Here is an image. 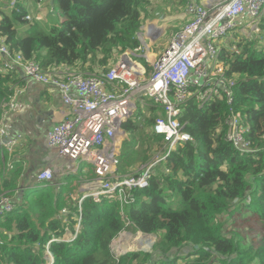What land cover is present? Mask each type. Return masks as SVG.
<instances>
[{
    "label": "trees",
    "instance_id": "1",
    "mask_svg": "<svg viewBox=\"0 0 264 264\" xmlns=\"http://www.w3.org/2000/svg\"><path fill=\"white\" fill-rule=\"evenodd\" d=\"M16 1L20 2L17 9L0 11V41L13 54L22 53L44 69L67 66L91 72L101 67L105 72L103 69L121 54L142 49L138 34L151 0H50L63 20L49 28L39 22L28 23L25 0ZM170 1L179 9L185 6V0ZM262 29L264 32V19ZM262 39L264 34L243 41L237 52L222 56L228 65L227 77L237 80L236 110L251 127L248 138L256 152L242 154L225 140L228 108L224 102L203 108L192 102L182 121L188 122L194 143L179 147L150 186L133 193L132 204L122 208L116 200L104 199L101 204L85 200L81 230L73 242L53 240L66 233L62 219L80 216L81 197L75 203V193L84 176L95 175L93 169L66 178V185L61 184L57 192L49 187L34 190L36 195L31 197L29 190L21 187L15 210L0 215V264H264ZM141 61L150 71L146 60ZM14 83L15 76L0 73V115L2 105L14 93ZM150 110L156 112L155 108ZM139 117L140 112L123 125L130 139L122 152L120 174L132 173L133 169L123 164L131 153L139 151L141 144L136 139L143 130ZM154 122V118L147 119L144 125L152 128ZM161 141L156 135L149 137L142 151L144 163ZM7 160L0 155V198L5 194L13 197L21 186V163L16 160L15 169L4 174ZM75 224L70 222L71 232H75ZM127 228L156 236L153 253L130 252L116 258L111 244ZM6 231L16 235V240ZM48 250L53 262L46 258Z\"/></svg>",
    "mask_w": 264,
    "mask_h": 264
},
{
    "label": "built area",
    "instance_id": "2",
    "mask_svg": "<svg viewBox=\"0 0 264 264\" xmlns=\"http://www.w3.org/2000/svg\"><path fill=\"white\" fill-rule=\"evenodd\" d=\"M19 4L16 0L4 6L0 4V11L5 7L17 9ZM24 5L28 23L33 22L32 14L43 16L44 0L36 3L25 0ZM183 11L184 27L172 36L159 55H154L153 60L146 56L152 72L141 64L142 57L131 51L121 54L105 72L84 73L67 66L44 69L39 62L26 59L22 53L13 54L10 47L0 41V73L15 77L22 74L32 82L56 88L67 108L64 118L46 136L51 153L46 167L36 174L34 188L56 187L59 177L79 173L82 164L94 169L95 177L81 187L80 216H76L78 230L85 200L90 199L95 204H101L104 199L116 200L122 208L132 204L133 193L147 189L179 147L194 143V137L188 132V122L182 121L192 102L199 108L224 102L228 108L224 120L225 140L242 154L256 152L248 138L251 127L242 112L236 110L237 80L227 77L228 65L222 56L233 53L232 44L237 38L248 41L260 36L264 0H216L210 5H205L202 0H185ZM149 28L148 35L155 36L153 29L158 25ZM151 46L145 47L150 50ZM13 88L14 93L2 105L0 115V155L4 162L8 157L4 174L15 169V150L25 142L23 135L11 137L9 132L8 119L23 93L17 85ZM151 108L156 112L153 113ZM139 109L144 115H156L152 132L162 139V143L157 145L151 160L136 172L119 174L120 150L127 136L123 125ZM220 131L221 127L218 133ZM56 155L62 159L59 165L53 164ZM20 191L17 190L13 197L5 194L0 198V209L3 210L0 215L15 210ZM53 241L63 242L62 239ZM47 256L53 262L49 250Z\"/></svg>",
    "mask_w": 264,
    "mask_h": 264
},
{
    "label": "rangeland",
    "instance_id": "3",
    "mask_svg": "<svg viewBox=\"0 0 264 264\" xmlns=\"http://www.w3.org/2000/svg\"><path fill=\"white\" fill-rule=\"evenodd\" d=\"M1 1H0V4L2 6H4L5 4H10L12 2V1H4V0H1ZM44 3H45V7H44L45 9L43 11V16L39 17V16H35V14L34 15L32 14V21H33L32 23L34 24L36 22H39L42 26L48 27V28L53 26V25L54 26L59 25L61 23V21L63 20L62 15L58 11L53 10V6H52L50 0H44ZM183 10H184V8H183ZM54 13H55V16L53 15ZM180 13H181V10L176 6V4L173 1H170V0H151L149 6L146 8V12L143 13V18L141 20L142 27H141L139 34H138V40L140 41V43L142 45V49L140 50V52H135L132 50H130V51L136 55L141 56L142 59H145L146 61H147L146 56L150 60H153L154 55H159L164 50L166 43L172 38V36L184 27L185 24L183 21H180V20L175 21L174 20V18H178V14H180ZM52 19L55 20V22L52 23L50 21ZM155 24L158 25V28L153 29L155 36H149L148 33L151 30L149 28V26H154ZM50 29H47L45 31L48 32V31H50ZM263 34H264L263 29H261L260 35H263ZM243 41H247V40H245V38H240V39L237 38V41L234 44H232V52L233 53L238 51L237 46L239 44H241ZM152 43H153V45L151 46ZM147 44H149L151 46L150 50H148L145 47ZM261 45L264 46V39L261 40ZM118 59H119V57L117 58V60ZM142 59H140L139 61L141 62L142 65H144L143 61H141ZM117 60L115 59L113 62H110L109 67L106 69H103V70H107V69L111 68L117 62ZM100 69H102V68L97 67L94 69V71L100 70ZM94 71H91V72L89 71V72L92 73ZM150 71L152 72V68L150 69ZM151 72H149V73H151ZM139 112H140L139 118L141 119V121H143V122H140L142 124L143 130L138 132L136 142H140L141 145H138L139 151L131 153V156L127 159V162L125 164H123V167H125V165H126L127 169H129V170L133 169L132 173L136 172L138 169H140L141 166L146 164L142 161V151L146 150V148H147L146 144L148 145L149 137L155 136L152 132V128L145 127L144 123L146 122L147 119H152V118L155 119L156 115H150V116H148L147 114L144 115L141 113V109H139ZM129 139H130L129 134H127V136H125L123 145H122L121 150H120V157H119L120 164L118 166L119 174H120V168L122 167V161H121L122 152L124 150H127L128 146L127 145L125 146V143H127L129 141ZM263 140H264V137L262 138V141ZM161 143H162V141H161ZM156 148H157V145H155L154 149L156 150ZM154 153H155V151H153V153L152 152L148 153V158L150 160L154 156ZM45 167H46V165L44 166V168ZM88 168L93 169V167L91 165L82 164L80 167L79 173L71 174V175H68L64 178L79 176L81 173L84 174V171H87ZM168 169H169V171L171 170L170 168H168ZM93 172H94V169H93ZM63 183L65 184L66 182H62V184ZM61 187H62L61 185H58L59 190ZM20 189L22 191V188H20ZM23 189H25V191L29 190V194L31 195V197L36 195V192L34 190H36V191L41 190L39 188L37 189V188H33L31 186H25ZM76 200L77 199L74 200L75 203H76ZM78 206H79V202H78ZM64 212H65V210L62 211V214H64ZM62 221L66 225V233H65L64 237L62 238L63 242L70 243V242L75 241L78 233L81 230V228L79 230L77 229L79 222L77 221L76 216H73L69 219H64V220L62 219ZM71 221L76 222L75 225H72L73 228L76 226L74 228L75 232L70 231L71 227L69 224ZM5 234H7L10 237V239L16 240V237H17L16 235H13L12 233H9L7 231L5 232ZM147 236H145L141 232L129 231V229L127 228L123 233H121L112 242L111 251L114 255L120 254L122 256L124 254L130 253V252H138V251L139 252H145V253H153V248L156 244L157 238H156V236H152V235H147ZM129 244H136L137 246L136 245L133 246V247H135V250H131L128 252L127 251L120 252L119 249L121 247L126 249V247ZM140 245H141V247H140ZM46 258H48V256H46ZM179 264H186V263L181 262Z\"/></svg>",
    "mask_w": 264,
    "mask_h": 264
},
{
    "label": "crops",
    "instance_id": "4",
    "mask_svg": "<svg viewBox=\"0 0 264 264\" xmlns=\"http://www.w3.org/2000/svg\"><path fill=\"white\" fill-rule=\"evenodd\" d=\"M215 1L202 0L205 5H210ZM180 10L181 13L178 14L180 19L174 18L175 21H183L181 19L184 12L183 8H180ZM82 72L89 73L88 71ZM15 79L16 83L14 84L23 93L18 98L16 110L11 113L8 119V126L11 137L23 135L25 138V142L15 150V159L20 161L23 170L20 178V187L24 188L25 186H34L36 174L47 165V159L51 152L46 144V136L64 118L67 108L63 104L61 95L56 88L32 82L22 74L19 77H15ZM53 158L54 165L62 163V159L57 158V155ZM84 172L88 173V171ZM64 177H59L58 181L56 179L57 184L61 185L62 182H65L66 178ZM94 177L84 176L79 189L75 193L76 197L74 200L82 196V184ZM51 189L56 192L59 190L58 186Z\"/></svg>",
    "mask_w": 264,
    "mask_h": 264
},
{
    "label": "bare ground",
    "instance_id": "5",
    "mask_svg": "<svg viewBox=\"0 0 264 264\" xmlns=\"http://www.w3.org/2000/svg\"><path fill=\"white\" fill-rule=\"evenodd\" d=\"M147 237H148V236H147ZM145 238H146V237H145ZM120 239H121V238H120ZM152 239H153V238H152ZM142 242H143V241H142ZM146 242H147V241H146ZM146 242H145V243H146ZM127 243H128V242H127ZM135 245H136V244H129L128 246L126 245V246H127L126 249L121 248V249H120V252H125V251L128 252V251H131V250H135V247H133V246H135ZM142 245H143V244H142ZM136 246H137V245H136ZM129 247H130V248H129ZM140 247H141V245H140ZM120 252H119V253H120Z\"/></svg>",
    "mask_w": 264,
    "mask_h": 264
},
{
    "label": "clouds",
    "instance_id": "6",
    "mask_svg": "<svg viewBox=\"0 0 264 264\" xmlns=\"http://www.w3.org/2000/svg\"><path fill=\"white\" fill-rule=\"evenodd\" d=\"M31 187H33L34 188V186H31ZM44 189V188H43ZM25 190V189H24ZM28 191V190H27Z\"/></svg>",
    "mask_w": 264,
    "mask_h": 264
},
{
    "label": "water",
    "instance_id": "7",
    "mask_svg": "<svg viewBox=\"0 0 264 264\" xmlns=\"http://www.w3.org/2000/svg\"><path fill=\"white\" fill-rule=\"evenodd\" d=\"M198 248V247H197Z\"/></svg>",
    "mask_w": 264,
    "mask_h": 264
}]
</instances>
